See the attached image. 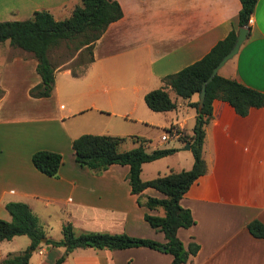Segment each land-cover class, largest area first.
I'll return each instance as SVG.
<instances>
[{
  "label": "crops",
  "instance_id": "0c3cea01",
  "mask_svg": "<svg viewBox=\"0 0 264 264\" xmlns=\"http://www.w3.org/2000/svg\"><path fill=\"white\" fill-rule=\"evenodd\" d=\"M116 1L122 16L95 42L93 62L79 76L59 65L48 97L29 95V89L41 81L30 53L21 49L3 62L0 53L4 90L0 98V219L11 220L7 202H24L38 216L46 239L59 240L51 231L61 233L62 226L71 223L76 233H125L165 242L163 232L144 219L145 213L163 216L164 210L143 205L148 197L162 198L163 194L151 187L133 194L128 165L112 164L100 174L78 165L72 141L84 133L135 135L148 140L146 149L159 144L150 139V129L165 126L160 140L171 142L170 147L177 150L143 163L141 179L190 169V149L184 150L185 144L168 127L192 130L196 109L189 102L198 101L199 95L185 99L181 117V104L171 98L170 88L167 91L177 107L169 111L175 114L149 109L144 95L161 87L165 75L199 60L237 27L241 8L239 0ZM79 3L0 0V21L28 19L36 10H47L62 20ZM249 26L237 54L218 73L264 93V0H257ZM12 64L31 73L19 87L3 79L2 72ZM24 102L29 107H20ZM134 121L142 127L133 126ZM128 142L121 151L139 145L131 140L123 145ZM37 150L62 155L57 177L46 176L33 166L31 156ZM203 158L206 172L180 200L195 223L179 228L177 236L185 247L191 242L199 245L184 264H264V237L257 238L247 229L252 220L264 224V105L242 116L227 101L215 99L205 126ZM22 236L0 241V260L29 246L30 239ZM60 257L61 264H170L172 260L169 253L143 246L114 250L89 246L65 252L64 247L42 242L28 264H54Z\"/></svg>",
  "mask_w": 264,
  "mask_h": 264
},
{
  "label": "trees",
  "instance_id": "16d2710c",
  "mask_svg": "<svg viewBox=\"0 0 264 264\" xmlns=\"http://www.w3.org/2000/svg\"><path fill=\"white\" fill-rule=\"evenodd\" d=\"M239 1L241 8L237 27H233L199 60L175 73L165 75L161 87L152 89L144 95V101L149 109L161 112L177 107L176 102L169 96L167 91L169 88L184 99L190 98L193 94L199 95L203 81L232 47L238 28L250 27L249 19L257 0ZM121 16L122 9L116 0H80L71 15L62 20H56L47 10H36L28 19L0 21V42L9 41L11 46L30 53L36 59V72L41 81L29 89V95L34 98L48 97L53 90L57 68V65L50 60V51L64 44L74 52L79 51V55L86 53L88 55L86 62L77 64L83 67L82 70L77 71L75 66L69 67L73 76H79L93 62L95 42L109 24L117 21ZM3 93L4 90L0 87V98ZM215 99L227 101L242 116L246 115L250 108L264 105V93L217 73L206 85L202 107L198 106V101L189 102V106L196 109L192 130L168 127V131L175 129L180 142L190 145L193 164L188 170L170 172L143 181L140 177L143 163L173 154L177 148H156L147 152L144 145L148 140L135 135L125 137L84 133L72 141L74 158L78 165L88 168L95 174H100L112 164L128 165L127 180L133 194H140L148 187L163 194L162 198L148 197L144 204L138 199V203L150 209L161 207L164 210L163 216L145 213L144 219L151 227L163 232L165 242L125 233L98 231L76 233L71 223H66L61 228L62 237L59 240L47 238L45 244L64 247L65 252L89 246L110 250L143 246L169 253L172 256L170 264L186 263L197 253L199 245L191 242L185 247L177 236L179 228H188L195 223L190 210L182 207L180 200L195 180L206 172L203 142L205 126L212 117V103ZM127 140L137 142L139 145L121 151V144ZM31 161L39 172L49 177H57L62 155L50 150H37L32 154ZM5 208L11 215V220L0 219V241L10 240L17 235H26L30 239V244L22 252L8 253L6 258L0 260V264H28L32 252L42 244V239L46 238L45 229L28 204L10 201L5 204ZM247 229L257 238L264 237V224L259 220L249 222ZM62 261L63 257H60L54 264H61Z\"/></svg>",
  "mask_w": 264,
  "mask_h": 264
},
{
  "label": "rangeland",
  "instance_id": "374dc122",
  "mask_svg": "<svg viewBox=\"0 0 264 264\" xmlns=\"http://www.w3.org/2000/svg\"><path fill=\"white\" fill-rule=\"evenodd\" d=\"M0 48H1L0 49V53H1L2 62L5 59L9 58L15 51L22 52V50L20 48L11 47L9 45L8 41L0 43ZM87 59H88V55L86 53H82L81 55H79V51H75L74 52L72 48H67L64 44H61L60 46H57V47L53 48L50 51V60L55 65H57V67L59 65H62V64H63L62 68H69L71 66H75L74 68L77 71H80V70L83 69V67L80 66V65H77V64L84 63V62H86ZM12 66L7 68L4 73L2 72L3 79L8 84L11 83L12 85H14L16 87H19V86H21L20 82L22 80L24 81L26 79H29L30 76H31V73L29 71H27V70L20 69L18 66H15L14 64H12ZM2 69H5V67L2 66L1 70ZM169 93H170V96H171L172 99H177L178 103L181 104V106L179 107V111L181 113L178 114L181 117L182 114L184 113V108H185L184 102H185V99L176 96V94L173 91H170ZM20 102H21V100H20ZM20 107L26 108V107H29V106H28V104L26 102H24V104L22 106H20ZM186 109H188V107H186ZM163 114H165V113H163ZM168 114H175V111H169ZM161 116H164V115H161ZM134 122L135 123H132L133 126L142 127V125L140 123H138L136 121H134ZM164 127L165 126H158V127L156 126V127H153V128L150 129L151 130V134L153 135V136L150 137V139L154 143H159V144H158V146H148V147H146L145 151L150 152L153 149H156L158 147H160V148H162V147H170L172 145L171 142L161 141L160 140V135L162 133H164V131H165ZM123 144L124 143L121 144L120 148H123L122 146L127 147L130 143L128 142L125 145H123ZM184 152L190 153V151H184ZM51 235H52V237H55L56 239H60L62 237V234L59 233V232L58 233L55 232V230L51 231ZM22 238H24V240H28L29 237L24 235V236H22ZM24 250H26V249L24 248ZM34 257H36V255H34Z\"/></svg>",
  "mask_w": 264,
  "mask_h": 264
},
{
  "label": "water",
  "instance_id": "95a60500",
  "mask_svg": "<svg viewBox=\"0 0 264 264\" xmlns=\"http://www.w3.org/2000/svg\"><path fill=\"white\" fill-rule=\"evenodd\" d=\"M249 28L248 27H239L238 31H237V35L235 38V41L232 45V47L230 48V50L225 53L222 58L219 60V62L213 67L210 75L203 81L202 83V87H201V91L199 93V99H198V106L202 107L203 105V101L205 98V94H206V85L207 83H209L213 77L218 73L219 69L230 59H232L238 52L241 44L243 43V41L247 38V34H248ZM184 150H189L190 149V145L189 143L185 144L183 146ZM42 242L45 243L46 242V238L42 239Z\"/></svg>",
  "mask_w": 264,
  "mask_h": 264
},
{
  "label": "built area",
  "instance_id": "2783aa9c",
  "mask_svg": "<svg viewBox=\"0 0 264 264\" xmlns=\"http://www.w3.org/2000/svg\"><path fill=\"white\" fill-rule=\"evenodd\" d=\"M170 134H172V135H175V136H178V133L175 131V129H172L171 131H170ZM166 137V136H165ZM164 137V138H165Z\"/></svg>",
  "mask_w": 264,
  "mask_h": 264
}]
</instances>
